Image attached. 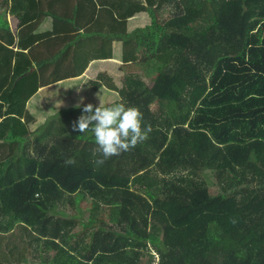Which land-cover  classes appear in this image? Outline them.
<instances>
[{
	"label": "trees",
	"instance_id": "trees-1",
	"mask_svg": "<svg viewBox=\"0 0 264 264\" xmlns=\"http://www.w3.org/2000/svg\"><path fill=\"white\" fill-rule=\"evenodd\" d=\"M163 7L173 10L160 22ZM9 12L20 35L46 37L20 38L14 50L0 25V54L14 56L0 61V87L9 85L0 94L9 104L0 120V264H264V0H10ZM43 19L54 27L39 32ZM68 24L112 44L99 82H89L119 94L105 105L135 107L152 128L102 166L92 134L72 130L86 104L15 147L29 132L16 118L29 97L79 76L71 60L82 46L60 34ZM43 44L54 54L50 76ZM129 44L135 54L125 58ZM130 61L143 63L150 85L123 71ZM75 194L91 199L80 230L55 215Z\"/></svg>",
	"mask_w": 264,
	"mask_h": 264
},
{
	"label": "crops",
	"instance_id": "crops-1",
	"mask_svg": "<svg viewBox=\"0 0 264 264\" xmlns=\"http://www.w3.org/2000/svg\"><path fill=\"white\" fill-rule=\"evenodd\" d=\"M7 3H8L7 4L8 5V12H9L10 0H8ZM10 14L12 17L9 18V15H7L6 13H3V8H2V10L0 12V25L3 24V22L8 23L9 30H10L11 34L13 35V45L11 46V48H13L14 50L17 49L16 40H19L20 38H21V40L23 39L26 41H30V40L36 41V39H41V38L45 39L46 36L44 37L41 35H37V31L34 32V29H32V28H36V26L33 23L28 24L29 26H31L30 29H32V30H29V31L20 35L19 34L20 29L18 26V20L12 13H10ZM11 18L17 21L16 25H13V26H15V28H13V30H12V24L10 21ZM37 22L41 28L40 31L38 30L39 32H45V31H48L54 27V22L50 19L37 20ZM2 28L5 30L4 31V34H5L7 27L6 26L1 27L0 33H2V30H1ZM60 34L65 35L63 39L70 41L73 44V46H76V45L82 46L81 50H76L72 54L73 55L72 60L70 58L65 60V62H67L68 60H71V61L74 60L73 62L75 63V71L78 73L79 76L84 74V71L86 74L89 73V68H88L89 66L95 68L94 73L97 75L99 68L102 65L99 62V60H101V58L104 55L109 56V54L114 53L113 50H111V52L110 51L109 52H102L103 41H105V40L99 39L98 37L90 38V37L86 36L83 27L75 26L74 28L71 29V25L68 24L66 31L65 32L61 31ZM55 35H56V33H51V34L47 35V38H48V36H55ZM96 39H98V41ZM23 40H22V42H23ZM48 42H50V41H48ZM100 42H101V44H100ZM92 44H94V45H92ZM42 46L48 52V54H42L43 55L42 57H45L47 59L43 73L45 75L50 76L51 72L56 68L55 62L53 60H51V55H54V54H49V52L50 53L52 52L50 50L49 46L44 45V44ZM24 52H27V50H24ZM89 54H90V56L87 59H89L90 62L87 64L84 61V64L86 63L88 66H84V64L82 66L81 61H80V57L85 56V55H89ZM98 54H101V55H98ZM9 55H10V58L4 57V54H0V61H2V62H8L9 60L12 61L14 59V56H13V54H9ZM29 55H30V58L32 59V58H38L40 54H28V57H29ZM110 57H112V56H110ZM93 60H95V61L92 62ZM65 62L64 63L62 62V64H61V67H64V69L66 68ZM0 67H4V66H0ZM32 67L34 68L33 69V71H34L36 69L35 65H33ZM102 69L103 68H100V70H102ZM3 72H0V73H3ZM79 76H77L75 78H78ZM75 78H73V79H75ZM61 81H63V80H61ZM57 82H59V81H57ZM57 82H54V83H57ZM54 83H50L44 87L38 88L35 91V93H33L29 97V99L26 101L24 110H22V112H20L19 115L16 114V118L19 116L20 122L26 123V126L29 128V132L27 135L21 136L14 141L15 147L19 148L23 144H28L29 146H31L34 143V141L41 135V134H38V135L34 136L33 140H27L30 137V135L32 133H34L33 129L34 130H41V127H38L35 129L34 125H31V124H34L35 122H43V119H39L41 113L47 112L48 116L52 115L53 119L51 121H57L58 126H60V119L64 120L65 122H68V120H66V116H67L66 111H69L74 106L71 105L70 100L67 101V99L65 98V95L71 97L73 92H77L79 90L81 84L76 83L74 85V87L72 88V87L61 86V85L54 84ZM8 86H9L8 84L2 83V86L0 87V94L2 92L6 91V89H8ZM102 87H104V90H102V92H101V98L103 96V91L108 90V89H106L105 85L102 83H101V85H98V84L92 85L91 91L89 90V93L94 94V96L90 98L91 100H95V101L98 100L97 94L99 93V89ZM66 89H70L73 92H65L66 93L65 94L64 91H66ZM61 95H63V96H61ZM17 104H19V103H16V105ZM8 106H9V104L3 103L2 99L0 98V107L2 108L0 110V120H2V118L5 114L6 107H8ZM51 121H49V122H51ZM49 122H47V124H49ZM8 145H9V143H8ZM15 154H17L16 151H15Z\"/></svg>",
	"mask_w": 264,
	"mask_h": 264
},
{
	"label": "clouds",
	"instance_id": "clouds-1",
	"mask_svg": "<svg viewBox=\"0 0 264 264\" xmlns=\"http://www.w3.org/2000/svg\"><path fill=\"white\" fill-rule=\"evenodd\" d=\"M99 99V106L89 103L83 106L82 114L73 122L72 130L81 134L90 132L94 137L95 147L92 154L97 166H102L107 160L130 151L139 143L147 140L151 133V125L142 126L143 114L135 107L124 103L105 105ZM83 104L81 99L79 108ZM74 165L75 159L65 161Z\"/></svg>",
	"mask_w": 264,
	"mask_h": 264
},
{
	"label": "rangeland",
	"instance_id": "rangeland-1",
	"mask_svg": "<svg viewBox=\"0 0 264 264\" xmlns=\"http://www.w3.org/2000/svg\"><path fill=\"white\" fill-rule=\"evenodd\" d=\"M7 1L6 0H0V12L3 8V13H6L7 15H9V18L12 17L11 14L8 12V5H7ZM10 4V3H9ZM44 3H42V7H44ZM171 9H169V7H163L161 13L158 15V19L160 20V22L166 20L168 17H170L171 12H172V7H170ZM6 15V16H7ZM11 24H12V30L13 28H15L16 25V20L14 19H10ZM100 39V37H99ZM98 41V39H96ZM94 45V44H92ZM96 45V44H95ZM118 49V46H116V50ZM111 50H113L112 44L111 43H107L105 41H103V50L102 52H111ZM123 54L122 56L125 57L128 54H135V51L132 49L131 45H126L122 48ZM101 55V54H98ZM89 55H85V56H81L80 57V61H81V65L83 66L84 61H88V63L90 62L89 59H87ZM91 58V57H90ZM127 58V57H125ZM113 60H115V62L117 61L115 58H113ZM131 63H124L125 65L122 67L124 72H133V71H138L140 73V75L142 76V78L144 79V81L150 85L151 84V75L147 72L146 69L143 68V63L142 62H132ZM108 66H106L105 68H107L106 70L108 72H111L117 68L116 63H113L112 61L110 62V64H107ZM100 68H103V66L101 65ZM94 67H91V69H89V73H85L80 75L78 78H67L64 79L63 81H59L57 83L54 84H58L61 86H65V87H74V85L77 84H81L80 88L77 92H73L70 89H66L65 92H73L72 96L69 97L67 95H65V98L67 99V101H71V105H73L74 107H76L78 104H80L81 99H83V104H93L95 106H99V99L98 100H91L90 98L94 96V94L89 93V90H91L92 85L89 82H92L93 80L98 79V77L96 76V74L94 73ZM104 69V68H103ZM73 79V80H72ZM96 82H99L96 80ZM102 90H104V87L99 89V93L97 94V97L99 96L100 99H102V101L104 103L106 98H111V97H116L119 95L118 93H112L109 91H103V96L101 98V92ZM66 94V93H65ZM63 96V95H61ZM117 98V97H116ZM113 98L110 99V101L106 104L112 103ZM81 104V105H83ZM62 107V106H61ZM46 108V107H45ZM39 119H43V122H35L34 124V128H38L41 127V130H34L30 137L27 140H33L34 136L38 135V134H42V129H44L45 127H47V122L51 121L53 119L52 115H47L46 113H41L40 114V118ZM213 190V189H211ZM90 201L91 199L87 196H81L80 194H75L73 200H68L66 199V201L64 203H59L58 205H56L55 209L56 211H58L55 213V215H60V216H68L69 218H73L77 221V225L75 230H80L83 225H85L87 223V217L89 215V208H90Z\"/></svg>",
	"mask_w": 264,
	"mask_h": 264
},
{
	"label": "water",
	"instance_id": "water-1",
	"mask_svg": "<svg viewBox=\"0 0 264 264\" xmlns=\"http://www.w3.org/2000/svg\"><path fill=\"white\" fill-rule=\"evenodd\" d=\"M33 67H31L26 73H24L23 75L27 74V73H30L31 71H33Z\"/></svg>",
	"mask_w": 264,
	"mask_h": 264
}]
</instances>
